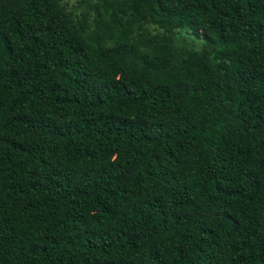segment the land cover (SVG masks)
Returning a JSON list of instances; mask_svg holds the SVG:
<instances>
[{"label": "trees", "instance_id": "16d2710c", "mask_svg": "<svg viewBox=\"0 0 264 264\" xmlns=\"http://www.w3.org/2000/svg\"><path fill=\"white\" fill-rule=\"evenodd\" d=\"M0 264H264V0H0Z\"/></svg>", "mask_w": 264, "mask_h": 264}, {"label": "rangeland", "instance_id": "374dc122", "mask_svg": "<svg viewBox=\"0 0 264 264\" xmlns=\"http://www.w3.org/2000/svg\"><path fill=\"white\" fill-rule=\"evenodd\" d=\"M68 6L72 5L76 0H65Z\"/></svg>", "mask_w": 264, "mask_h": 264}]
</instances>
